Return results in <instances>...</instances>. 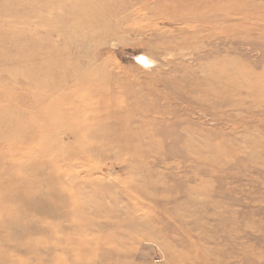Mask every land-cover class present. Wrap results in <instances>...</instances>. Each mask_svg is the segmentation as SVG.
<instances>
[{"label":"rangeland","instance_id":"374dc122","mask_svg":"<svg viewBox=\"0 0 264 264\" xmlns=\"http://www.w3.org/2000/svg\"><path fill=\"white\" fill-rule=\"evenodd\" d=\"M2 220L0 264H264V0H0Z\"/></svg>","mask_w":264,"mask_h":264},{"label":"bare ground","instance_id":"6f19581e","mask_svg":"<svg viewBox=\"0 0 264 264\" xmlns=\"http://www.w3.org/2000/svg\"><path fill=\"white\" fill-rule=\"evenodd\" d=\"M4 223H5V222H4L3 220L0 221V224H1V225H4ZM5 225H7V224H5Z\"/></svg>","mask_w":264,"mask_h":264}]
</instances>
